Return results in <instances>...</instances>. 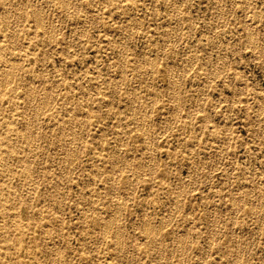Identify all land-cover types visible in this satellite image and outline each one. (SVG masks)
Segmentation results:
<instances>
[{
    "label": "rangeland",
    "instance_id": "rangeland-1",
    "mask_svg": "<svg viewBox=\"0 0 264 264\" xmlns=\"http://www.w3.org/2000/svg\"><path fill=\"white\" fill-rule=\"evenodd\" d=\"M60 1L0 0V44L7 47L0 48L2 65L19 63L11 79L0 69V81L6 79L0 82V116L33 125L31 114L40 120L33 126L36 132L48 136L27 146L38 153L29 155L33 173L24 191L44 209L41 223L52 215V225L45 228L55 241L47 234L41 244L60 250L66 244L74 251L69 255L73 264L87 263L78 260L82 244L100 251V258L87 264H264V0ZM4 10L11 15L6 24ZM14 13L22 16L14 18ZM122 56L137 67H119ZM34 70L51 82L43 75L39 80ZM112 81L118 94L109 86ZM19 84L37 91L31 105L23 103ZM10 92L23 107L12 106ZM134 94L146 103L141 106L143 99H137L139 105L129 109L127 97ZM77 102L86 120L80 115L81 124L56 128L63 131L60 136L53 133L60 122L75 119ZM114 150L120 159L133 155L142 172L137 176L127 169L125 188L110 193L106 184L123 174L119 161L108 160ZM57 178L76 193L62 198V208L43 197L53 188L49 180ZM86 196L99 207L105 225L110 223L108 232L92 225L94 206ZM22 216L30 220L32 208ZM147 222L159 226L154 242L145 235ZM123 231L133 242L121 239ZM1 255L0 264H9L10 256Z\"/></svg>",
    "mask_w": 264,
    "mask_h": 264
},
{
    "label": "bare ground",
    "instance_id": "bare-ground-1",
    "mask_svg": "<svg viewBox=\"0 0 264 264\" xmlns=\"http://www.w3.org/2000/svg\"><path fill=\"white\" fill-rule=\"evenodd\" d=\"M44 1V0H43ZM70 1V0H69ZM105 2H109L110 0H104ZM5 2V1H4ZM31 3V2H30ZM60 3L62 5H68V1L67 0H61ZM225 5V4H224ZM7 6V5H6ZM9 6H11L9 4ZM31 6V5H30ZM220 7V6H219ZM223 7V5H222ZM227 7V6H226ZM37 8V7H36ZM8 9V8H7ZM223 9V8H222ZM233 9V8H232ZM9 10V9H8ZM33 10V9H32ZM37 11L38 8L36 9ZM44 11V9H43ZM234 11V9H233ZM223 12V11H222ZM221 12V13H222ZM35 20H36V23H38L37 25H40L41 24V16L38 14V12H35ZM40 13V12H39ZM47 13V12H46ZM12 14V13H11ZM175 14V13H174ZM181 15V14H180ZM21 15V13L17 14V13H14L13 14V17L14 18H19ZM88 16V15H87ZM176 16V15H175ZM182 16V15H181ZM1 17L5 20V24L7 22L8 19H10L11 15L9 14V12L7 13L5 10L3 12V14L1 15ZM89 17V16H88ZM44 18V17H43ZM180 20V19H178ZM17 21V20H16ZM245 21V20H244ZM181 22V21H179ZM185 23V21H183ZM44 24V22H43ZM15 25V24H14ZM184 25V24H183ZM244 25H245V22H244ZM248 25V24H247ZM44 26V25H42ZM194 26V25H193ZM16 27V26H15ZM39 27V26H37ZM249 27V26H248ZM34 28V27H33ZM43 28V27H42ZM127 27L125 28H122L121 30H126ZM43 30V29H42ZM249 31V30H248ZM247 31V32H248ZM15 32V31H14ZM13 32V33H14ZM17 32V30H16ZM44 32V31H43ZM42 32V33H43ZM51 32V31H50ZM132 32V31H131ZM12 33V32H11ZM12 33V34H13ZM38 35H40V41L43 40L41 39V33L39 34L38 31L36 32ZM85 33V32H84ZM83 33V34H84ZM51 34V33H50ZM49 34V35H50ZM131 34V33H130ZM35 35V34H34ZM53 36V34H52ZM131 36V35H129ZM173 36V35H171ZM251 37V36H250ZM18 38V37H16ZM34 38V36H33ZM44 38V37H43ZM257 38V37H255ZM31 39V38H30ZM45 40V38H44ZM51 41V37L49 39ZM53 40V39H52ZM16 41V39L14 40ZM251 41V40H249ZM254 42V40H253ZM250 43V42H249ZM257 43V41L255 42ZM15 45V44H14ZM262 45V44H261ZM216 46V45H215ZM120 47V46H119ZM263 47V46H262ZM0 48L3 50V49H6L7 47H3L1 44H0ZM16 48V47H14ZM19 48V47H18ZM221 48V46H220ZM224 49V48H223ZM14 50V49H13ZM10 53H12V51ZM21 52V51H20ZM4 53V52H3ZM122 53V52H121ZM154 53V52H152ZM23 55V54H22ZM13 56V54H12ZM15 57V56H14ZM22 57L21 55L19 56V58ZM16 58H17V55H16ZM28 58V57H27ZM151 58V56H150ZM11 59V58H10ZM15 59V58H14ZM147 59V58H146ZM9 60V59H8ZM145 60V59H144ZM3 61L4 59L2 58V56L0 55V69L3 70V74L5 75V78H9L10 76V79L13 78V71L15 69V67L17 66L16 64H19V63H16L15 61H5L4 65L3 64ZM152 61V60H150ZM158 61V60H157ZM38 62H41V55L39 56L38 58ZM140 62V61H139ZM9 63V64H8ZM25 64V63H24ZM130 64H136L135 67H137V63H133L131 62L127 57L125 58V56H122L121 58H119V61H118V66L119 67H126V65H130ZM143 63H141L142 65ZM180 64V63H179ZM178 64V65H179ZM37 65V63L34 65V67ZM4 66H7L6 68H4ZM31 66V65H30ZM154 66V64H153ZM25 67H28V65H26ZM21 68V67H20ZM28 70H31L29 69V67L27 68ZM161 69V68H160ZM27 70V71H28ZM188 70V69H187ZM190 70V68H189ZM215 70V69H214ZM36 71V70H34ZM152 71V70H151ZM150 71V72H151ZM2 72V71H1ZM26 72V71H25ZM37 74L40 76L39 80H41V76L43 79H46L44 80L45 82L47 80H49L47 77H45L44 73L40 72V71H36ZM28 73V72H27ZM29 74V73H28ZM26 74L28 77L29 75ZM146 74V73H145ZM169 74V72H168ZM1 75V74H0ZM3 75V76H4ZM20 75V73H19ZM18 75V76H19ZM25 75V74H24ZM30 75H31V71H30ZM35 75V74H33ZM182 75V74H181ZM180 75V76H181ZM3 76L1 75L0 77H2V80H3ZM176 76V75H175ZM206 76V75H205ZM24 77V76H23ZM27 77V78H28ZM30 78V77H29ZM202 78V77H201ZM204 78V77H203ZM9 79V80H10ZM1 80V78H0ZM1 80V81H2ZM21 81V79H19ZM0 81V82H1ZM5 83H6V79L4 80ZM3 81V83H4ZM50 81V80H49ZM111 81V79L109 80ZM175 81V80H174ZM8 82V81H7ZM51 82V81H50ZM2 83V82H1ZM2 83V84H3ZM148 84V83H147ZM179 84V83H178ZM196 84V83H195ZM112 85V88L114 90V94H118V90L116 89V87L113 85V81L110 82L109 86ZM19 86L22 87L21 84H19ZM172 86V85H171ZM29 87V85H28ZM33 87V86H31ZM47 87V86H46ZM148 87V86H147ZM154 87V86H153ZM180 88V87H179ZM49 89V88H48ZM88 90V89H87ZM175 90V88H174ZM180 90V89H178ZM244 90V89H243ZM22 96H23V99H24V102L23 103H30L31 105V102L32 100L35 98V93H37V91H34L32 88L31 89H24L22 87ZM46 91V90H45ZM90 91V90H89ZM148 91V90H147ZM153 91V90H152ZM176 91V90H175ZM173 91V92H175ZM141 92V91H140ZM149 92V91H148ZM156 93V92H155ZM182 93V92H181ZM12 98H11V104L13 107H17L20 105V107H23L22 104H20L18 102V100H14L13 98V92H10L9 93ZM39 94V93H38ZM42 94V93H41ZM46 94H47V91H46ZM256 95V94H255ZM49 96V95H48ZM141 95H137V94H134L133 96H128V101H129V109H132L136 104H137V99H139V101L143 99V102H141V106H144L145 105V99L140 97ZM44 97V96H43ZM46 97V96H45ZM180 97V96H179ZM257 97V96H256ZM261 98V97H260ZM16 99V98H15ZM36 99V98H35ZM263 99V98H262ZM22 100V99H21ZM44 100V98L42 99ZM48 100V99H47ZM121 100H123V97L121 98ZM149 100V99H148ZM151 100V99H150ZM153 100V99H152ZM23 101V100H22ZM107 101V100H106ZM138 101V103H139ZM174 101V100H173ZM180 100H178L179 102ZM21 102V101H20ZM46 102V101H45ZM155 102V101H154ZM177 102V103H178ZM44 102H42L43 104ZM78 104L79 103H82V102H77ZM76 103V104H77ZM111 103V102H110ZM133 103L135 105H133ZM25 104V105H26ZM46 104V103H45ZM44 104V105H45ZM152 104V102L150 103ZM85 105V104H84ZM110 105V104H109ZM139 104H137L138 106ZM180 105V104H178ZM262 105V104H261ZM46 106V105H45ZM112 107V106H111ZM146 107V106H145ZM258 107V106H257ZM262 107V106H261ZM260 107V108H261ZM42 108H44L42 106ZM46 108V107H45ZM69 108V106H68ZM74 108V107H73ZM205 108V107H204ZM84 109V107H82L81 104H79V108L78 109H75V112L77 113L75 115L74 113V117L75 118L74 120H70V121H64L63 123L60 122L59 124V120H58V124L59 126H55L54 130L52 131L53 133L56 132V128H57V131L66 127L67 124H72L71 126L75 124H81V122H83L82 118H84V120H86V113H82V110ZM112 109V108H110ZM146 108H144L145 110ZM203 109V108H202ZM1 110V109H0ZM22 110V109H21ZM44 109H41V111H43ZM135 110V109H134ZM248 110V109H247ZM2 111V110H1ZM0 111V113H1ZM149 111V110H148ZM152 111V109H151ZM202 111V110H201ZM143 112V111H142ZM263 112V111H262ZM8 113V112H7ZM43 113V112H42ZM167 113V112H166ZM197 113V112H196ZM261 113V112H260ZM40 114V113H39ZM92 114V113H91ZM120 114V113H119ZM192 114V113H191ZM5 115V114H4ZM28 115V114H27ZM50 115V114H49ZM69 115V114H68ZM71 115V114H70ZM80 115H82L83 117H79ZM90 115V114H89ZM40 116V115H39ZM37 116V117H39ZM111 116V115H110ZM7 117V116H5ZM30 117H34L33 115L30 114ZM33 118V125H32V122L31 121H28L26 123L23 122L22 119H15V118H4L2 116H0V217L2 218V222H0V255L3 253V254H8L10 256V259L11 260L9 262V264H47L48 262H51L52 264H60V261H63L64 264H73L72 261L73 259L69 258V255H71L73 257V249H67V246L65 244V247L63 250H60V248H57L55 245H52V246H44L43 244H41V237L43 236H46L48 234V237L47 239L51 242V241H55V237L51 235L52 231L50 228H45V227H48L50 225H52L51 223V220L49 221V218L51 215V212H49V210H45L47 212L50 213V215L48 214L49 217L48 220H47V223L43 224V222L41 223V214L44 212V209H41V207H37L39 203H34L30 197H28L26 195V193L24 191L25 190V187H26V182L28 183V181H26V179L30 178V176L32 175L33 173V170L31 168H29L30 164H32L30 162V160L32 159H29V155L31 154V149L28 148L27 146L28 145H31L32 141L33 140H36V138L38 139H41V137H44L46 136V138L48 137L47 136V132H44V133H38L36 132V130L34 129L33 126H38L39 125V122L40 120L38 119H34ZM40 118V117H39ZM49 118V117H48ZM90 118V116H89ZM191 118V117H189ZM50 119V118H49ZM57 119V117H56ZM54 119V120H56ZM124 119V118H123ZM28 120V119H27ZM26 120V121H27ZM143 120H145L143 118ZM142 120V122H143ZM148 120V119H147ZM175 120V118H174ZM53 123V122H52ZM90 123V122H89ZM139 123V122H138ZM51 124V123H50ZM56 124V123H55ZM144 124V123H143ZM147 124H150V123H147ZM52 126V125H51ZM50 126V127H51ZM53 126V127H54ZM81 126V125H80ZM145 126V124H144ZM142 127V126H141ZM181 127V126H180ZM146 128V127H145ZM231 129V128H230ZM140 130V129H139ZM142 130V128H141ZM147 130V129H145ZM227 131V129H226ZM74 132V131H73ZM145 132V131H144ZM36 133V134H35ZM38 133V134H37ZM66 133V132H65ZM71 133V132H70ZM56 134L58 136L62 135L63 134V131H60V132H56ZM146 134V133H145ZM54 135V134H53ZM184 135V134H183ZM225 135V134H224ZM66 136V135H65ZM68 136V135H67ZM72 136V135H71ZM145 136V135H143ZM188 136V134H187ZM153 137V136H152ZM151 137V138H152ZM78 138V137H77ZM76 138V139H77ZM72 139V138H71ZM144 139V137H143ZM31 140V141H30ZM69 140V139H68ZM78 140V139H77ZM83 140V139H82ZM156 140V139H155ZM50 141V139H49ZM52 141V140H51ZM79 141V140H78ZM85 141V140H84ZM46 143V142H45ZM151 143V142H150ZM149 144V143H148ZM154 144V143H153ZM152 144V145H153ZM223 144V143H222ZM80 145V144H79ZM82 145V144H81ZM87 148H94L95 146H92V145H85ZM106 147H109L108 145H104ZM226 146V145H225ZM194 147V145H193ZM32 148V147H31ZM151 148V147H149ZM152 149V148H151ZM34 150V149H33ZM40 150V149H39ZM38 151H36V148H35V151L33 154H31L32 156L35 154H37ZM53 153V152H52ZM75 153V152H74ZM73 153V154H74ZM154 153V152H153ZM54 154V153H53ZM135 154V153H134ZM155 154V153H154ZM168 154H170L171 156V151H168ZM44 155V154H43ZM55 155V154H54ZM66 155V154H65ZM43 157V156H42ZM45 155H44V159H45ZM66 157V156H65ZM215 157V156H214ZM70 158V157H69ZM74 158V157H73ZM108 160L113 162V161H119L123 166L121 168V171H123V174L121 176V178H119L117 181H110L106 184V189L108 192H115V191H118L121 187L122 188H125L126 186V182H128L129 180V174H126V172L128 170H131V171H134L135 175L139 176V173L142 172V164L140 161H137L135 160L134 156L131 155L129 156V154H124L123 155V159L121 158L120 159V155H119V152L114 150L112 151L111 153H109L108 155ZM52 159V158H51ZM54 159V158H53ZM76 159V158H75ZM189 159V158H188ZM213 159V158H212ZM215 159V158H214ZM74 160V159H73ZM75 161V160H74ZM54 162V160H53ZM73 162V161H71ZM210 162V161H209ZM74 163V162H73ZM104 163V162H103ZM114 163V162H113ZM172 163V162H171ZM176 163V161H175ZM71 164V163H70ZM135 164V165H134ZM105 165V164H104ZM116 165V164H115ZM25 166V167H24ZM50 166V165H49ZM110 167V166H109ZM201 167V166H200ZM236 167V166H235ZM106 168V167H105ZM103 169V168H102ZM114 169V168H113ZM123 169V170H122ZM128 169V170H127ZM165 170L163 171V175L164 176H167L168 173H167V170H166V167L164 168ZM192 169V168H191ZM199 169V168H198ZM245 169V168H244ZM66 170V169H65ZM112 170V169H111ZM154 170V169H153ZM104 171V170H103ZM67 172V171H66ZM84 173V172H83ZM150 173V172H149ZM152 173V172H151ZM148 174V173H147ZM111 176V175H110ZM110 176H107L108 179H110L111 177ZM14 178H17V180L15 181ZM68 178V177H67ZM94 179V178H93ZM116 179V178H115ZM136 179V178H135ZM134 179V180H135ZM56 180H59V178L55 179L54 181L53 180H49V183L51 186H53L52 189H50L49 192H47L46 196L44 195L43 197H46V198H49L50 200H53L54 202V205L57 207V208H62V206H59L61 200L63 197H65L66 195H69V194H72L73 192L75 193V191L72 189H66L62 186L59 185V182H56ZM139 182V181H138ZM262 182V181H260ZM182 183V182H181ZM188 183V182H187ZM239 183V182H238ZM185 185V184H184ZM179 186V185H178ZM253 186V185H252ZM30 187V186H29ZM186 187V186H184ZM183 187V188H184ZM243 189V187H241ZM33 189H35L36 192H38V194H43L40 190H37L39 189L37 186H34ZM233 189V188H232ZM252 189V188H251ZM264 189V187H263ZM127 190V189H126ZM254 190V189H253ZM95 191V190H94ZM93 191V192H94ZM234 191V190H233ZM120 192V191H119ZM25 193V194H24ZM178 193V192H177ZM180 193V192H179ZM263 193V192H262ZM76 194V193H75ZM77 194H80L79 197L82 195L81 193H78ZM242 194V193H241ZM264 194V193H263ZM122 195V194H121ZM243 195V194H242ZM262 195V194H261ZM178 196V195H176ZM235 196V195H234ZM264 196V195H263ZM126 197V195H125ZM237 197V196H236ZM240 197V196H239ZM45 198V199H46ZM85 198V197H84ZM127 198V197H126ZM178 198V197H177ZM41 200V198H39ZM86 203L90 204L91 206H94L93 208V212L92 214H94V219L92 220V225L96 228H100L101 230H107L108 232V229L106 227V225H109V224H106V218L103 219V217L101 216L102 212L99 211V207L98 206H95L93 203V200L92 198L90 197H87L86 196ZM238 199H241V198H238ZM121 199H119V203ZM129 200V199H128ZM234 200V199H233ZM237 200V199H235ZM122 201V200H121ZM127 201V200H126ZM181 201V200H179ZM235 202V201H234ZM232 202V203H234ZM239 202V201H238ZM262 202V200H261ZM116 204H117V201H116ZM115 204V205H116ZM125 204V203H124ZM123 204V205H124ZM263 204V202H262ZM113 205V204H112ZM121 205V204H120ZM176 205V204H175ZM235 205V204H234ZM253 205V204H252ZM260 205V204H259ZM264 205V204H263ZM119 206V205H118ZM122 206V205H121ZM261 206L260 205V209H261ZM31 207L32 208V217L30 218V220H28L27 222H25V218L22 216V212L25 211L27 208ZM126 207V205L124 206ZM254 207V205H253ZM252 207V208H253ZM97 208V209H96ZM178 209V208H177ZM240 209V208H239ZM123 210V208H122ZM179 210H180V207H179ZM46 212V213H47ZM104 212V211H103ZM171 212V211H170ZM174 212V211H173ZM122 213V211H121ZM121 213H119L121 215ZM150 213V212H149ZM177 213V212H176ZM214 213V212H213ZM257 213V212H256ZM255 213V214H256ZM112 214H115L114 212ZM117 214V212H116ZM156 214V213H155ZM171 214V213H170ZM175 214V213H174ZM43 215V214H42ZM104 215V214H103ZM108 215V213H107ZM147 215V214H146ZM152 215H153V212H152ZM160 215V213H159ZM167 215V214H166ZM155 216V215H154ZM163 216V215H162ZM173 216V215H172ZM175 216V215H174ZM111 217V216H110ZM149 217V216H148ZM152 217V216H151ZM117 218V215H112V220H115ZM150 218V217H149ZM155 218V217H154ZM162 218V217H160ZM33 219H37V222L35 223L34 225V222H33ZM100 219V220H99ZM172 219V218H171ZM194 219V218H193ZM53 220H55V218H53ZM110 220V219H109ZM147 220V218L145 219ZM150 220V219H149ZM160 220V219H159ZM158 220V221H159ZM163 220V219H162ZM155 221V220H153ZM152 221V222H153ZM161 221V220H160ZM166 221V220H165ZM172 221V220H171ZM213 221V220H212ZM252 221V220H251ZM109 222V221H108ZM107 222V223H108ZM115 222V221H114ZM162 222V221H161ZM160 222V223H161ZM192 222V221H191ZM219 222V221H218ZM256 222V221H255ZM119 223V222H118ZM117 223V225H118ZM157 223V222H155ZM168 223V222H167ZM211 223V222H210ZM215 223V222H214ZM243 223V222H242ZM153 224V223H152ZM152 224H149L147 222V224H144V228H145V235L147 238H149V241L148 242H154L155 240L159 239L157 236H156V226L152 225ZM169 224V223H168ZM167 224V225H168ZM254 224V223H253ZM113 225V224H111ZM159 225V224H158ZM162 227H164L163 225L165 224H161ZM160 225V228H162ZM222 225V224H220ZM241 225V224H240ZM35 226V227H34ZM41 226V227H40ZM60 226V224H59ZM62 226V224H61ZM89 226H90V223H89ZM188 226V225H187ZM110 227V225H109ZM159 228V226H157ZM167 227V226H166ZM224 227V226H222ZM63 228V227H62ZM60 228V229H62ZM111 228V227H110ZM157 228V229H158ZM238 228V227H237ZM247 228V227H246ZM45 229V230H44ZM119 229V228H118ZM179 229V228H178ZM44 230V231H43ZM111 230V229H110ZM117 230V229H116ZM160 230V229H158ZM186 230V229H185ZM238 231V229H236ZM235 230V231H236ZM42 231V232H41ZM93 231V230H92ZM197 231V230H196ZM34 232H37L35 233V235L32 237V234H34ZM106 232V233H107ZM155 232V233H154ZM158 232V231H157ZM177 232V231H176ZM181 232V231H180ZM179 232V233H180ZM188 232V230L185 232V234ZM90 233V232H89ZM92 233V232H91ZM120 233V232H119ZM122 233V232H121ZM120 233V234H121ZM153 233V234H152ZM241 232H239L240 234ZM246 233V232H245ZM24 234H27L30 236V238L28 239H23V236ZM31 234V235H30ZM93 234V233H92ZM159 234V233H158ZM235 234V233H234ZM62 235V234H61ZM103 235V234H102ZM184 235V234H183ZM191 235V234H190ZM114 236V235H113ZM116 236H118L119 240H120V237L118 234H116ZM176 236V235H175ZM255 236V235H254ZM105 237V235H104ZM115 237V236H114ZM185 237H187V235H185ZM191 237V236H190ZM240 237V236H239ZM123 238V240L125 241V243H130V242H133V237L130 236V235H127L124 231H123V236L121 237V239ZM181 238H182V235H181ZM219 238V237H218ZM212 239V238H211ZM240 239V238H239ZM118 239H112V241H117ZM182 240V239H181ZM184 243L186 242V239H184ZM194 240V239H192ZM214 240V239H212ZM211 240V241H212ZM254 240V239H253ZM95 242V241H94ZM181 242V241H180ZM179 242V243H180ZM117 243V242H116ZM159 243V242H158ZM183 243V244H184ZM213 243V242H212ZM211 243V245H212ZM182 243H180V246H181ZM191 244V242H190ZM209 244V243H208ZM123 245V244H122ZM121 246V245H120ZM81 253L80 251L78 252V260L80 261H83V260H86L87 263H90L92 261H97L99 258H100V251H98V248L97 249H94V250H91L89 249L88 245L87 244H82L81 246ZM185 247V246H184ZM212 247V246H210ZM96 248V246H95ZM148 248V245L147 247ZM175 248V247H174ZM2 249L4 251H2ZM139 250H141V247H138ZM176 249V248H175ZM184 249V248H183ZM181 248V250H183ZM187 250V249H186ZM189 250V249H188ZM243 250V249H242ZM184 251V250H183ZM181 251V252H183ZM128 252V251H127ZM174 252V251H173ZM163 253V251H162ZM184 253V252H183ZM201 253V252H200ZM219 253V252H218ZM3 254L1 256H3ZM186 254H188L186 252ZM174 255V254H172ZM243 255V254H242ZM240 255V257L242 256ZM5 256V255H4ZM7 256V255H6ZM5 256V257H6ZM208 256V255H207ZM173 257V256H172ZM163 258V256H162ZM242 259V258H241ZM216 260V259H215ZM240 261V259H238ZM185 261V260H184ZM203 261V260H202ZM238 261V262H239ZM262 261V260H261ZM85 262V263H86ZM165 262V261H164ZM211 262V261H210ZM248 262V261H246ZM86 263V264H87ZM245 263V262H244Z\"/></svg>",
    "mask_w": 264,
    "mask_h": 264
}]
</instances>
